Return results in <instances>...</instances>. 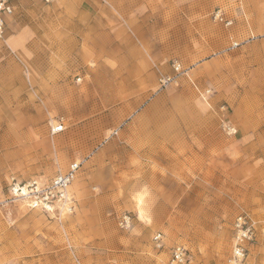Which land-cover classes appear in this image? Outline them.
Instances as JSON below:
<instances>
[{
    "label": "rangeland",
    "instance_id": "obj_1",
    "mask_svg": "<svg viewBox=\"0 0 264 264\" xmlns=\"http://www.w3.org/2000/svg\"><path fill=\"white\" fill-rule=\"evenodd\" d=\"M12 2L0 187L81 169L65 219L23 201L0 207V264H172L175 245L187 249L181 264H237L242 214L257 230L244 264H264V0H136L154 9L141 77L68 41L70 15L56 13L78 1Z\"/></svg>",
    "mask_w": 264,
    "mask_h": 264
},
{
    "label": "crops",
    "instance_id": "obj_2",
    "mask_svg": "<svg viewBox=\"0 0 264 264\" xmlns=\"http://www.w3.org/2000/svg\"><path fill=\"white\" fill-rule=\"evenodd\" d=\"M76 1L78 6L61 7L56 13L58 16L70 15L68 21L71 25L66 30L69 31L68 41L87 46L84 55L91 54V57L86 59L101 63H129L118 66V69L128 72L124 76L141 77L140 63H148L154 56L149 34L142 23L150 19L154 9L136 6V0L124 6L114 5L113 0Z\"/></svg>",
    "mask_w": 264,
    "mask_h": 264
},
{
    "label": "built area",
    "instance_id": "obj_3",
    "mask_svg": "<svg viewBox=\"0 0 264 264\" xmlns=\"http://www.w3.org/2000/svg\"><path fill=\"white\" fill-rule=\"evenodd\" d=\"M45 4H52L57 0H41ZM15 6L12 0H0V41L6 34V17L12 15ZM221 17V12L217 13ZM65 129L62 119L54 120L51 125L53 134L62 132ZM231 132V127H227ZM81 169L79 162H72L66 171H58L53 176H35L27 180H20L15 176L8 179L5 186L0 187V207L12 201H23L29 208H38L47 212H60L65 210L72 213L75 208V199L70 194L69 188L77 179ZM126 219V217H124ZM234 246L233 260L237 264H244L247 254V247L256 239V226L248 214L237 217L234 223ZM163 233L158 232L153 240L156 245L163 247ZM172 264H181L186 261L187 249L182 245H175L171 250Z\"/></svg>",
    "mask_w": 264,
    "mask_h": 264
},
{
    "label": "bare ground",
    "instance_id": "obj_4",
    "mask_svg": "<svg viewBox=\"0 0 264 264\" xmlns=\"http://www.w3.org/2000/svg\"><path fill=\"white\" fill-rule=\"evenodd\" d=\"M6 205V204H5ZM60 214H61V218H66V213H65V211L64 210H61V212H60ZM145 218V217H144ZM234 264V263H233Z\"/></svg>",
    "mask_w": 264,
    "mask_h": 264
}]
</instances>
